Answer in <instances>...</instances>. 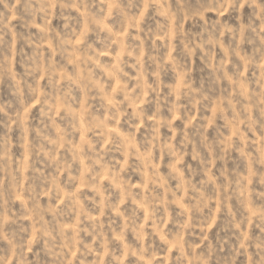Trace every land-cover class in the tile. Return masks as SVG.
<instances>
[{"label":"rangeland","instance_id":"obj_1","mask_svg":"<svg viewBox=\"0 0 264 264\" xmlns=\"http://www.w3.org/2000/svg\"><path fill=\"white\" fill-rule=\"evenodd\" d=\"M0 264H264V0H0Z\"/></svg>","mask_w":264,"mask_h":264}]
</instances>
